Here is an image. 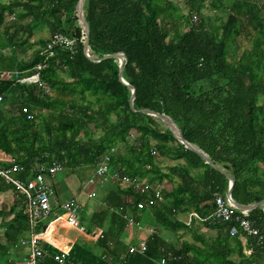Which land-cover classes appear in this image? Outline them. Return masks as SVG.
Instances as JSON below:
<instances>
[{
    "label": "trees",
    "instance_id": "obj_1",
    "mask_svg": "<svg viewBox=\"0 0 264 264\" xmlns=\"http://www.w3.org/2000/svg\"><path fill=\"white\" fill-rule=\"evenodd\" d=\"M78 1L0 0V73L19 74L0 80V150L24 166L22 179L27 180L36 164L59 162L72 174L94 170L114 149L111 173L158 187L166 181L170 188L162 192L163 203L130 191L126 204L119 186L109 182L102 204L110 210L122 205L138 221L151 216L162 233L148 240L144 255L129 254L120 240L124 223L102 208L87 223L88 229L104 231L97 253L75 243L70 261L158 264L163 258L166 264H264V243L258 246L246 237L243 244L239 235L231 237L234 223L199 220L186 226L178 220V214L189 212L200 219L212 214L214 196L223 195L228 186L213 164L233 178L236 203L264 200V0H232L228 9L224 0H183L190 20H197L182 34V23L167 30L162 19L178 0H86L89 55L95 61L83 52ZM204 8L219 21L220 32L210 25L212 14L202 13ZM45 28L50 36L60 33L77 42L73 55L56 48L45 61L39 77L48 91L19 81L43 63L41 52L48 41L32 38ZM242 33L249 49L241 52ZM119 53L125 57L121 76L135 91L132 108L131 90L118 80L119 60L96 62ZM140 110L170 117L184 140L212 163L180 143L161 120ZM0 191L14 196L8 209L0 210V264H11L24 256L18 257L23 251L19 240L29 228L26 202L2 182ZM139 201L149 203L147 213L137 211ZM113 216L123 224L116 233L111 221V228L106 227ZM248 218L264 236V209L251 210ZM58 224H51L42 237L56 241ZM40 226L37 233L43 232ZM42 249L38 264H57V250L47 244Z\"/></svg>",
    "mask_w": 264,
    "mask_h": 264
},
{
    "label": "built area",
    "instance_id": "obj_2",
    "mask_svg": "<svg viewBox=\"0 0 264 264\" xmlns=\"http://www.w3.org/2000/svg\"><path fill=\"white\" fill-rule=\"evenodd\" d=\"M193 22L197 20L196 16L192 18ZM81 37L80 39H82ZM41 56L44 58L43 63L37 65L32 74L19 79L20 82H27L36 84L39 88H44L46 91L49 89L41 83L39 73L45 68V61L53 55L56 48H63L67 50L71 55L75 53L76 41L70 39L60 33H55L47 39ZM13 76L18 78V72H5L0 73V80ZM2 102V96L0 95V103ZM113 149L109 153H106L95 164V170L92 176L89 178L87 184L94 189L99 186L108 184L109 182L116 183L120 189L130 190L138 194H146L150 200L163 201L162 187L154 186L147 180L132 179L127 175L119 172L111 173L110 170V157ZM24 166L18 164L15 158L9 153L0 150V182L13 188L15 192L23 196L25 199V216L28 221V231L26 237L19 240L20 244L26 246L29 250L28 254L21 259H14L11 264H38L44 257L42 249V243L48 244L57 250L53 259L57 264H73L69 259V250L58 247L53 241H49L42 237L48 227L57 223L63 218L65 224L70 228L79 229L81 232H85V227L81 222L80 209L81 206L77 200L69 199L62 203L61 209L63 211L62 216H56L52 221L45 226L43 233H37L36 227L39 222L48 218L51 211L50 196H52V189L49 183V178H53L55 175L63 171V167L60 163L52 164H36L30 168L31 178L27 180L22 179V175L25 172ZM94 191L87 195L89 198H93ZM137 211H148L149 203L139 201L136 203ZM121 218L126 229L136 231L140 234L138 241L134 244H129L127 251L129 254L144 255L147 252V243L153 236H157L162 231L153 225L142 224L133 217L128 211H125L124 206H119L110 210ZM179 220V218H178ZM207 221L211 220L215 223H234L229 229V235L231 237L238 236L245 244L246 237L255 239L256 243L262 245L264 243V236L257 228L255 223L248 218V212L239 210L236 208L232 200L228 198L227 190L223 195L214 196V210L207 218L200 219L195 212H189L186 215V219L181 221L186 226H190L192 221ZM91 238L95 241L104 238V231L97 228L91 235ZM251 251H246L249 254ZM159 264H165V259H160Z\"/></svg>",
    "mask_w": 264,
    "mask_h": 264
},
{
    "label": "rangeland",
    "instance_id": "obj_3",
    "mask_svg": "<svg viewBox=\"0 0 264 264\" xmlns=\"http://www.w3.org/2000/svg\"><path fill=\"white\" fill-rule=\"evenodd\" d=\"M2 1H6V0H2ZM172 1L173 0H170V2H172ZM231 1L232 0H224L225 7H227V9L229 8ZM176 10H178V11L176 12ZM202 13L205 16L207 14H209V15L212 14V21H211L210 25L218 28V31L220 32L219 21L215 20V18H214L215 16L211 12V10L204 8L202 10ZM179 14H183L186 17L179 18L180 17ZM227 15H228L227 12H223V14H222L223 19H225L227 17ZM162 19L165 21L167 30H170L175 25L178 26L180 23H182V25H180V27H179L178 34H182V33L186 32L187 28L190 27V25L192 24V20H190V18L188 17L186 5H185L183 0L175 1L173 4V8H169L167 10V12H165L164 15L162 16ZM37 37H43V38L48 39L50 37L48 29L45 28L41 32L35 33V35L32 39H35ZM239 43L241 46L240 47L241 52L243 50L249 49V44H248L247 40L244 38L243 33L239 37ZM5 53H8V52L5 51ZM92 173H93V170L84 168L79 172V174H72L66 170H63L62 172L58 173L55 176V178L58 182L57 184H58V186H61V189H54V188L52 189L51 188L53 191L52 196H50V198L52 200V206H53L51 208V211L54 213V215L51 214L48 218L41 221V226H40L39 231H43L44 227L48 224V222L50 220L54 219L57 214H60L61 212H63L62 210H59L60 204H61V202H63L62 200L65 198H68V196L73 197L71 199L77 200L79 202V204L81 206V209H80L81 222L82 221L86 222L85 220H87L91 216V214L102 209L99 201H101L105 198L104 194H106V192L108 190H110L108 186L111 185V183H108L105 186H101V187L99 186V188L96 187L93 190L94 191V195H93L94 197L87 200L86 196H84V194L82 192L83 191H87V192L92 191L93 187L88 185V184H83V183L85 180L89 179L92 176ZM49 179H51V178H49ZM49 181L50 180H48L47 183H49ZM63 185H66V187H64ZM163 189H166V186H164ZM56 190H57V192H55ZM120 190L122 192L126 191L124 189H120ZM13 197L14 196L12 195L11 192L0 191V210L1 209L2 210L8 209ZM110 221H111V227L113 228L114 233H116L117 230H119L123 227V224H122L123 221L120 222L117 220V217L113 216V221L111 220V217H109V220L107 222L108 224L106 223L107 228L110 227V223H109ZM149 222H151L150 225L154 224L152 221L148 220V223ZM142 223H146V221L143 220ZM62 225H64V226L60 229V231H62V230L64 231L65 228H67L66 224L64 222ZM145 225H148V224H145ZM36 230H37V228H36ZM123 230L125 231V228H123ZM185 238L190 239L189 235H185ZM92 251L97 253V251L95 249H92ZM23 252L25 253L24 255L28 254L27 247H25L24 245H23L22 253ZM165 264H166V262H165Z\"/></svg>",
    "mask_w": 264,
    "mask_h": 264
},
{
    "label": "crops",
    "instance_id": "obj_4",
    "mask_svg": "<svg viewBox=\"0 0 264 264\" xmlns=\"http://www.w3.org/2000/svg\"><path fill=\"white\" fill-rule=\"evenodd\" d=\"M111 150V149H110ZM110 150L107 152V153H109L110 152ZM114 150V149H113ZM105 155V154H104ZM52 163H54V162H52ZM52 163H50V164H52ZM56 163H59V162H56ZM61 164V163H60ZM62 165V164H61ZM63 167V166H62ZM63 170H64V168H63ZM56 176V175H55ZM55 176L53 177V178H51V179H48V180H50L49 181V185L51 186V188L53 189H61V186H58V182H57V180H56V178H55ZM88 180L89 179H87V180H85L84 181V183L83 184H87V182H88ZM64 187H66V185H63ZM164 186H166V189H168V188H170V184L168 183V182H164V184H162V191L163 190H166V189H163V187ZM119 189H120V187H119ZM93 190H94V188H93ZM121 191V190H120ZM10 192V191H9ZM55 192H57V190L55 191ZM91 191H89V192H87V191H83L82 193L84 194V196H86V199L87 200H89V199H91V198H89L87 195L90 193ZM109 192H110V190H108L107 192H106V194H104V195H107V194H109ZM126 193V194H125ZM129 193H131L130 192V190H126L125 192H123L122 193V198H123V201L124 202H126V204H129V202L131 201V196H130V194ZM163 196H164V193H163ZM71 198H73V197H70V196H68V198H65V199H63L62 201L64 202V201H66V200H68V199H71ZM106 198V197H105ZM63 202H61V204H60V209L59 210H62L61 209V205H62V203ZM50 203H51V208L53 207L52 206V200H51V198H50ZM79 203V202H78ZM81 203V202H80ZM99 203H100V205H101V207L103 208V209H107L109 212H111L110 211V208L111 207H108V205H104V204H102V200L101 201H99ZM162 203H163V201H162ZM149 207H150V205H149ZM148 212V211H147ZM146 212V213H147ZM111 213H113V212H111ZM52 215H54V213L52 212L51 213ZM62 214H63V212H61L60 214H57L56 216H62ZM115 214V213H114ZM116 215V214H115ZM187 215V214H186ZM186 215H179L178 214V218H179V220H181V221H184L185 219H186ZM88 220H89V218L87 219V220H85L86 222H85V232H81L79 229H76V228H70L69 226H67L66 225V227L67 228H65V232L62 230V231H60V229L64 226V225H62L63 224V222H64V220L63 219H61V220H59V224H58V230H57V234H56V241H53L55 244H57L58 245V247H60V248H63V249H68V250H70L71 249V247L75 244V243H81V244H83V245H85V246H87L88 248H92V249H95L96 248V244H97V241H95V240H93L92 238H91V234L97 229V227H93V228H90V229H88L89 227L87 226V223H88ZM143 220H145L146 221V223H142V221ZM148 220H150V221H152V219H151V216H149V217H142V219L140 220L141 221V223L142 224H149L150 225V223L151 222H149L148 223ZM52 220H50L49 222H48V224L51 222ZM65 223V222H64ZM39 224H41V222H39ZM47 224V225H48ZM151 225H153V226H155L154 224H151ZM45 228V227H44ZM125 228V231H124V233H123V235H121V237H120V240L121 241H123V243L126 245V250H127V248H128V245L129 244H134V243H136L137 241H138V238L140 237V234L138 233V232H136L135 230L134 231H132V230H129V229H126V227H124ZM43 232H44V230H43ZM43 232H41V233H43ZM169 241V240H168ZM244 241V240H243ZM243 241H242V243H243ZM48 245V244H47ZM44 246V243H42V247ZM50 246V245H49ZM26 247V246H25ZM52 247V246H51ZM54 248V247H53ZM27 250H28V248H27ZM28 252H29V250H28ZM25 253L23 252L22 254H21V252H20V254H19V256L18 257H20V256H22V255H24ZM25 256V255H24ZM23 257V256H22ZM22 257H20V258H17V259H21ZM13 261V260H12ZM159 264V263H158Z\"/></svg>",
    "mask_w": 264,
    "mask_h": 264
},
{
    "label": "water",
    "instance_id": "obj_5",
    "mask_svg": "<svg viewBox=\"0 0 264 264\" xmlns=\"http://www.w3.org/2000/svg\"><path fill=\"white\" fill-rule=\"evenodd\" d=\"M86 0H79L77 5H76V19H77V24L78 26L80 27V29L82 30V33L84 34V40H83V52H84V55L86 57H88L89 60L91 61H95L94 58H92L90 55H89V47H88V42H89V28H88V25L84 19V14H83V7H84V4H85ZM110 58H116L119 60V71H118V80L119 82L128 87L130 90H131V98H130V107L132 108L133 106V101H134V98H135V91L132 87L129 86L128 83H126L121 74H122V71L124 69V60H125V57L123 54H114V55H107L105 57H103L101 60L99 61H96V62H100V61H103V60H106V59H110ZM139 112L141 113H145V114H148V115H151L155 118H158L159 120H161L167 127L168 129L172 132V134L175 136V138L180 142L182 143L186 148L196 152L197 154H199L205 161V163H212L211 160L208 158V156L206 154H204L200 149H198L197 147L193 146L192 144L188 143L187 141L184 140L183 138V135H182V132L179 128V126L175 123V121H173L170 117L164 115V114H159V113H155L153 111H150V110H140ZM215 168H217L224 176L225 178L227 179L228 181V186H227V195H228V198L230 200L233 201V203L235 204L236 208L239 209V210H243L245 212H250L251 210L255 209V208H263L264 209V200L258 202V203H255V204H250V205H240L238 203H236L233 199H232V189L234 187V181H233V178L228 174L226 173L224 170H222L219 166L213 164Z\"/></svg>",
    "mask_w": 264,
    "mask_h": 264
},
{
    "label": "clouds",
    "instance_id": "obj_6",
    "mask_svg": "<svg viewBox=\"0 0 264 264\" xmlns=\"http://www.w3.org/2000/svg\"><path fill=\"white\" fill-rule=\"evenodd\" d=\"M95 170V169H94ZM94 170H93V172H94ZM93 174V173H92Z\"/></svg>",
    "mask_w": 264,
    "mask_h": 264
}]
</instances>
